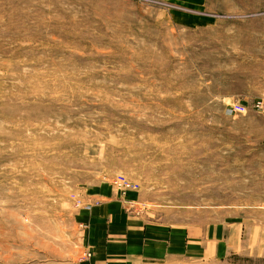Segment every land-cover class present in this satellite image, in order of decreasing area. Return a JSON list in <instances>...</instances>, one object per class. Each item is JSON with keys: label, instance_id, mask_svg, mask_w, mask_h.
<instances>
[{"label": "rangeland", "instance_id": "obj_1", "mask_svg": "<svg viewBox=\"0 0 264 264\" xmlns=\"http://www.w3.org/2000/svg\"><path fill=\"white\" fill-rule=\"evenodd\" d=\"M107 198L264 264V0H0V264H90Z\"/></svg>", "mask_w": 264, "mask_h": 264}, {"label": "crops", "instance_id": "obj_2", "mask_svg": "<svg viewBox=\"0 0 264 264\" xmlns=\"http://www.w3.org/2000/svg\"><path fill=\"white\" fill-rule=\"evenodd\" d=\"M119 207V202L109 200L92 209L90 223L95 232H90L86 238V247L91 252L90 264H160L207 257L205 247H198L200 238L191 237L189 228L186 242L185 227L180 224L143 226L120 212ZM114 217L115 221L124 220V226H117L122 231L111 230L113 227L109 224Z\"/></svg>", "mask_w": 264, "mask_h": 264}, {"label": "built area", "instance_id": "obj_3", "mask_svg": "<svg viewBox=\"0 0 264 264\" xmlns=\"http://www.w3.org/2000/svg\"><path fill=\"white\" fill-rule=\"evenodd\" d=\"M260 103H257V107H260ZM235 110L237 112H244L245 111V107L244 106H241V105H235Z\"/></svg>", "mask_w": 264, "mask_h": 264}]
</instances>
